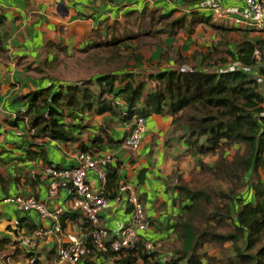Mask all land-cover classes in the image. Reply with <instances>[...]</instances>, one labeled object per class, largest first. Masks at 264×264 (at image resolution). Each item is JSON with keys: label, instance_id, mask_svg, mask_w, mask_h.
Returning a JSON list of instances; mask_svg holds the SVG:
<instances>
[{"label": "trees", "instance_id": "trees-1", "mask_svg": "<svg viewBox=\"0 0 264 264\" xmlns=\"http://www.w3.org/2000/svg\"><path fill=\"white\" fill-rule=\"evenodd\" d=\"M207 8L214 14L213 8ZM211 14L197 9L187 13L148 7L128 9L121 21H101L92 29L98 42L79 51L88 54L94 65H105L106 69L74 81L46 77L47 85L15 98L22 108L14 119L4 122L26 125L30 150L25 159L39 158L45 169L61 168L47 159L45 143L76 141L74 132L86 128L85 114L113 117L129 125L119 143L134 129L136 119H144L145 125L152 116H168L174 128L184 130L187 152L200 157L187 180L175 172L170 175L176 184L174 202L182 203L183 212L169 226L175 235L174 247L166 257H160L161 261L156 250L145 249L140 235L132 248L102 255L93 249L91 225L81 213L70 209L63 212L59 217L62 230L67 222L78 218L85 222L82 258L86 263L94 256H104L115 264H264V97L256 78L248 73L253 70L264 75V68L255 64L253 56L256 49L264 54V40H232L233 50L229 49L231 42L225 40L186 56L176 40L189 39L197 26L224 33L233 30L216 24ZM4 21L1 15L0 26ZM2 40L0 35V55L6 57ZM157 48L160 51L155 64L150 63L147 53ZM232 65L236 68H228ZM27 69L43 72L31 65ZM109 128L107 123L101 126L105 138L111 141ZM99 141L102 138L98 135L95 142ZM79 152L90 151L80 146ZM208 156L211 164L203 160ZM110 164L105 167L102 192L114 199L125 181ZM193 178L201 179L200 189L191 188ZM9 183L0 176L3 191ZM68 190L73 194L71 188ZM18 221L15 233L25 227L23 219ZM151 225L150 220L149 228ZM17 244L1 238L0 255L6 245L14 247L13 255L25 254ZM204 245L213 246L219 254L209 256ZM4 255L0 264H7L2 261L9 255ZM25 257L29 264H40L36 254L26 252Z\"/></svg>", "mask_w": 264, "mask_h": 264}, {"label": "crops", "instance_id": "crops-1", "mask_svg": "<svg viewBox=\"0 0 264 264\" xmlns=\"http://www.w3.org/2000/svg\"><path fill=\"white\" fill-rule=\"evenodd\" d=\"M144 7L158 8L162 12L177 9L184 13L197 9L209 15L212 12L207 7H219L231 11L233 16H246L243 4L233 0H0V16L5 17L4 24L0 26V35L3 37L2 46L6 50V57L0 55V176L3 180L10 181L6 191L0 187V239L8 238L17 242L22 235L52 225L49 219H41L33 211L19 213L12 205L2 203V199L6 197L32 196L44 202L50 210H74L69 190L59 189L54 196L48 194L49 180L42 161L39 158L25 159L27 150H30L26 125L20 123L10 126L4 122L14 119L16 112L22 108L15 98L48 84V79L43 74L45 67L64 65L73 52H79L87 44L98 42L92 36V29L98 28L101 21H121L126 10ZM211 15L216 24L233 30L224 33L202 25L197 26L195 34L189 39L176 40L186 56L196 50L206 51L207 47L216 46L225 40L231 42L229 49L232 50V40L237 42L243 37L249 38L251 42L264 40V28L254 29L234 24L233 21L231 23L230 20L222 21L214 14ZM198 28L204 29L215 42L208 39L205 41L207 45L194 46L200 37L197 34ZM155 59L156 57H151L150 63L155 64ZM225 59L229 63L232 61L229 57ZM84 61L89 62L87 59ZM26 62L32 67H40L43 72L28 70ZM261 66L264 68V62ZM248 73L256 78L258 89L264 97V75L253 70H248ZM104 123L110 127L107 132L111 141L105 138L101 130ZM83 124L86 125L83 131L74 132L76 141H47L44 145L47 159L52 165L69 168L77 165L76 156L80 146L93 154H111L113 161L110 166L117 171L124 183L130 182L134 186L144 211L152 222L147 231L139 233L140 238L160 246L156 249L159 260L160 257H166L174 247L175 240L169 226L183 212L180 208L182 203L174 202L177 199L176 184L174 179H170V175L175 172L187 180L188 172L196 167V161L200 158L187 152L182 139L184 130L174 128L175 123L168 116H152L145 120L140 146L136 150H128L121 146L119 140L125 136L129 125L117 122L113 117L98 118L90 114L84 115ZM98 135L102 141L95 142ZM34 149L37 151L38 147ZM87 179L94 187L98 186L99 182L93 171L88 172ZM129 217L130 209L126 203L110 201V207L101 213V224L111 234H116L127 224ZM19 219L24 220L25 227L19 228L15 233L13 222ZM84 223L82 218L67 222L61 234L43 236L35 248L19 249L24 250L25 254H36L40 264H65L58 259L56 250L63 244L68 233L83 234ZM3 254L9 255L7 264H29L24 253L13 255L11 245L5 246ZM87 264H113V261L104 256H94ZM137 264L142 263L138 261Z\"/></svg>", "mask_w": 264, "mask_h": 264}, {"label": "built area", "instance_id": "built-area-1", "mask_svg": "<svg viewBox=\"0 0 264 264\" xmlns=\"http://www.w3.org/2000/svg\"><path fill=\"white\" fill-rule=\"evenodd\" d=\"M243 4L245 17L233 16L231 11L215 7L214 16L219 20H230L234 24H243L254 29L264 28V0H233ZM255 64L260 66L264 62V54L256 49L253 53ZM228 68H236L232 65ZM247 70V69H246ZM135 127L126 136L121 146L128 150H136L141 143L145 131L144 119L134 121ZM77 165L74 167L46 168L48 177V194L54 196L59 189H72L71 207L81 213L82 218L91 225L90 237L93 249L104 255L108 251L118 252L132 248L139 240V233L146 231L150 226V219L144 211V207L138 198L134 186L130 182L120 185L117 196L109 199L102 192L105 183V167L113 161L109 153L93 154L91 152H79L76 156ZM96 173L98 186L94 187L87 179L88 172ZM110 201L124 202L130 207V217L125 226L116 234H111L101 224V213L110 207ZM2 203L12 205L19 213L35 212L41 219H49L52 225L49 228H37L31 233L22 235L18 239V248H35L40 238L49 234H61L62 229L59 217L63 209L50 210L48 206L32 196H12L2 199ZM13 227L18 230L19 221L13 222ZM83 234L68 233L60 245L56 254L58 259L65 264H87L82 258L84 253ZM156 244L145 242L147 251H155ZM14 249V247H13ZM118 259V257H117ZM6 258L2 263H8ZM113 264H115L113 262Z\"/></svg>", "mask_w": 264, "mask_h": 264}, {"label": "rangeland", "instance_id": "rangeland-1", "mask_svg": "<svg viewBox=\"0 0 264 264\" xmlns=\"http://www.w3.org/2000/svg\"><path fill=\"white\" fill-rule=\"evenodd\" d=\"M202 28V27H201ZM198 28V32L197 34L200 36L198 37V42L194 43V46H202V45H207L208 43H205L206 40H211V42H215L209 34H206L207 32H205L204 29ZM186 49H189V47H186ZM159 48L153 49L150 53H147V56L150 57H157L158 52H159ZM90 53V52H88ZM73 55L70 56V59L67 60V63H64V65H59L57 66L55 69L54 68H50V67H45L46 71L43 72L45 78L46 77H51L54 79H61V80H67V81H74V80H79V79H85L86 77H90V75L92 74H97L100 69H106L105 65H101V66H96L95 61L93 59H89L87 58L88 54L85 53H81L76 51L72 53ZM85 59H89L90 61L88 63H85ZM27 66L30 65L26 62ZM29 70V69H28ZM230 155H232V151L230 152ZM203 160L208 163L211 164V157H205L203 158ZM197 162V161H196ZM190 172V171H189ZM188 172V174H189ZM195 180V181H194ZM201 179H195L193 178V183L191 185V188L193 189H200L201 185H202V181H200ZM199 182V183H197ZM197 183V184H196ZM212 185L214 187H216L215 183H212ZM230 244H227L226 246H229ZM160 247V246H158ZM156 246V249L158 248ZM204 249L207 251L209 256L212 255H216L219 254V251L216 250L215 248H213V246L211 245H204ZM166 251V249H164ZM5 255L1 254L0 258H3ZM223 257V256H222Z\"/></svg>", "mask_w": 264, "mask_h": 264}]
</instances>
